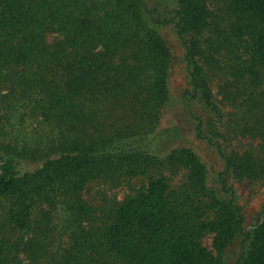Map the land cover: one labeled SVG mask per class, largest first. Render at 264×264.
Listing matches in <instances>:
<instances>
[{
	"label": "trees",
	"instance_id": "1",
	"mask_svg": "<svg viewBox=\"0 0 264 264\" xmlns=\"http://www.w3.org/2000/svg\"><path fill=\"white\" fill-rule=\"evenodd\" d=\"M175 3L0 0V264H225L237 238L235 264H264V220L245 229L230 185L264 179V0ZM171 23L180 110L222 161L212 186L160 128ZM134 180L120 201L92 193Z\"/></svg>",
	"mask_w": 264,
	"mask_h": 264
},
{
	"label": "rangeland",
	"instance_id": "2",
	"mask_svg": "<svg viewBox=\"0 0 264 264\" xmlns=\"http://www.w3.org/2000/svg\"><path fill=\"white\" fill-rule=\"evenodd\" d=\"M147 1L150 5H154L156 1H160V9L163 12L166 9L177 7L175 6V0ZM171 16L172 14L166 15L167 18H170ZM161 34L172 48L174 65L169 83L172 102L161 121L160 128L161 130L172 129L174 127L179 128V138L176 144H188V146L190 145L193 148L195 153H197L202 160L207 171L208 184L212 186V184L215 183L217 173L223 168L222 161L212 148L208 147L204 142L194 139L192 133L189 131L190 123L186 122L185 116L180 110V103L178 102L179 93L187 87L186 73L183 63V49L176 37L174 24L171 23L163 26L161 28ZM231 145L232 146L228 147V149L235 148L236 150H243L248 144L247 141H233ZM232 181L230 182V185L234 188H238L242 197L241 205L243 206L244 216L246 218L244 227L245 229H250L260 221L264 220V179L244 180L242 182ZM176 184H178V177L174 179L173 182V185ZM138 187V181L135 180L129 184L111 190H108V188L103 185H93L92 193L93 195H96L100 192L113 200L120 201L126 195L131 193L130 190L134 191ZM215 187L218 189L217 184H215ZM202 244L208 250L212 251L213 255H216L212 247V237L210 235H206L202 238ZM242 251L243 247L241 245V239L237 238L223 256L225 264H235Z\"/></svg>",
	"mask_w": 264,
	"mask_h": 264
}]
</instances>
